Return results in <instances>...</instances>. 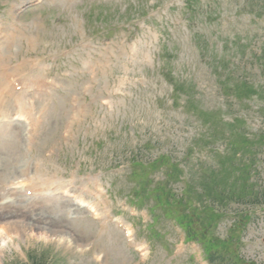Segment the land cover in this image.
Instances as JSON below:
<instances>
[{"label":"rangeland","instance_id":"1","mask_svg":"<svg viewBox=\"0 0 264 264\" xmlns=\"http://www.w3.org/2000/svg\"><path fill=\"white\" fill-rule=\"evenodd\" d=\"M52 1L25 12L17 19L19 31L16 27L11 30L14 36L21 32L26 37L35 38L37 48L32 57L35 60L41 59L47 64L48 56L61 54L53 65L51 76H46L59 87L52 95L53 101L48 100V114L51 116L47 125L40 122L38 109L42 101L39 99L32 101L33 109L22 110L27 114L29 125L37 122L39 126L32 138L34 152L40 154L48 146L55 145L50 159L56 166L66 168V173L62 174L64 178L68 179L72 172L76 179L88 173L89 176H98L97 181L103 188H108L112 196L116 190L120 192L119 196H125L129 189L122 180L127 174L124 158L135 151L147 157L141 150L143 145L155 142V151L151 144L150 154L155 157L158 155L156 152H168L171 158L178 159L188 191L202 201V189H206L208 182L200 173L202 168L195 163L197 153L192 147L191 138L197 136L201 128H209L212 124L231 132L233 137L238 135L237 128L232 126V120L236 118L228 114L222 105L223 100L217 95L218 86L226 83L219 70H225L228 74L229 70L224 65L229 58L242 64L248 63V59L253 60L264 41V20L248 12L242 13L235 0H207L204 4L205 8L209 4L206 16L198 12V3L193 5L194 14L186 12L185 0ZM12 2L0 0V14L4 19L7 4ZM247 3L260 6V12H264V0H248ZM167 5L171 8H167ZM149 11L154 16L152 21H148L153 35L150 43L153 51L150 69L142 68L138 64L139 59L134 66L125 67L126 62L114 64L110 73L105 72V76L110 75L108 85L112 93L100 99L99 89L102 87L98 85L92 91L93 104L87 105L89 97L77 99L79 104L81 102L85 106L86 112L70 113L69 98L87 83V75L70 78L61 75H71L74 70L78 71L87 60L90 61V67H93L98 60L104 59V40L115 41L123 35L128 42H140L136 39L142 37V34L133 28L143 21L140 16ZM8 19L7 13L6 24L10 22ZM197 22V31L190 30L189 26ZM124 26L128 29L125 30ZM226 45L232 48L228 49ZM18 47L9 48L5 52L6 57L13 51H20L21 47ZM92 47L97 55L93 58L90 56ZM116 48L122 54V49ZM20 53H24V49ZM208 58L212 62L205 61ZM218 62L222 64L217 66L215 63ZM262 73L258 74L260 82H257L256 74L251 77V73H248L249 78L256 80V87H264ZM164 74L170 76L172 86L180 92L181 97L176 102H171L167 95L169 85L164 81ZM140 77L146 82L144 89L135 86V79ZM130 83L134 86V92L128 89ZM129 93L134 103L132 99L126 101L125 96H122ZM252 95H255L253 102L246 101L245 107H262L264 102H261L262 96H258L259 91L254 89ZM21 103L23 107H28L31 101L22 99ZM2 109L9 110L8 102L2 104ZM88 110L92 112V118L86 116ZM102 110L111 111L113 116ZM245 113L242 112L243 117ZM241 120L249 134L264 131V125H260L256 117ZM63 133L67 136L65 141ZM26 135L31 137L30 127L13 128L9 139L15 140L17 149L4 154L0 148L1 202L4 201L2 192H9L4 189L6 182L8 185L9 179L18 178L17 173H12L13 167L9 163L13 161L11 155L19 152L20 145H24ZM50 159L43 166H47ZM115 165L121 166L116 176L110 171ZM102 173L105 180L101 181L99 175ZM41 174L48 176L53 188L56 178L52 181L51 171L44 170ZM87 189L93 195L96 188L92 183ZM29 206L36 213L21 215L19 208L14 205L8 206V211L5 209L7 207H2L0 242L7 244L3 245L4 249L0 252V264H137L135 257L125 250L120 234L110 229L100 236L98 225L91 222L84 212H80V219L73 222L61 216L65 204L54 209L55 212L59 210L57 217L38 203H30L23 208ZM47 211L52 219L56 218L54 221L41 218L47 216L44 213ZM254 215L252 224L235 236L233 233L229 236L227 228L230 223L224 220L214 223L208 231L211 244L224 264H264V211H257ZM7 219L15 220L14 223L19 227H27V232L16 228L10 236H6V228L1 223L7 222L9 226L13 223ZM157 231L160 236H148L151 243L148 264H193L188 252L175 258L171 256L169 240L175 241V238L167 221H162ZM106 237L109 243L104 241ZM58 240L62 243L58 244Z\"/></svg>","mask_w":264,"mask_h":264},{"label":"trees","instance_id":"2","mask_svg":"<svg viewBox=\"0 0 264 264\" xmlns=\"http://www.w3.org/2000/svg\"><path fill=\"white\" fill-rule=\"evenodd\" d=\"M259 62L264 69V48ZM252 89L259 91L258 96H262L261 102H263L264 87L257 88L254 84L241 83L235 85L234 92L240 102H253L251 99L255 95H252ZM234 124L239 134L236 137H233L231 132L228 134L229 152L226 156L223 154L220 156V173L223 174V177L218 184L214 183L211 188L206 186V189H202L203 196L210 203V211L214 212L211 216L207 214L211 219L212 217L220 218L219 212L231 210V206L235 207L233 210L235 213L238 212L244 219H247V211L264 204V181L259 178L264 171V159H261L264 158V131L249 134L248 138L244 139L245 132L242 131V121L235 119ZM208 129L214 131L215 125L212 124ZM212 136H215V139L224 138L221 132H217V135L212 134ZM173 173L174 179L177 180L178 171L173 170ZM208 181H211V176ZM212 189L217 190L215 195L211 194Z\"/></svg>","mask_w":264,"mask_h":264},{"label":"bare ground","instance_id":"3","mask_svg":"<svg viewBox=\"0 0 264 264\" xmlns=\"http://www.w3.org/2000/svg\"><path fill=\"white\" fill-rule=\"evenodd\" d=\"M16 14H17V9H16V7H13L8 12V17H9V21H10L9 24H5L4 25L2 22H0V139L3 137L0 140V148H1L2 153H4V154L5 153L14 152V150L17 149V144H16L15 140L9 139V137H10V130L13 129V128H16V127H21V128H24L25 126L26 127H30L29 122H28V119H27L28 117H27V114H25V112H24L25 110L24 109H26V108L33 109L34 104H33L32 101L36 102V99H39L40 98V97H37L36 95H30L31 94V90H32L31 79L36 78L37 77V76L35 77L36 74H34L32 76H27L26 77L25 76V73H24L25 70H26V67L22 68L23 65H25L27 62H28L27 68H30L31 62H29L27 60L26 61H23L19 65V68L20 69H18V67L17 68L14 67L13 65L12 66H9V64L11 63V61L14 62L16 60L15 58H17L21 54L20 51L23 50V49L19 48L20 47V41L22 39H25L27 41V44L31 42L30 40H28L27 38H25V36L21 32L18 33V36H14V34H12L11 30H14L15 29V24H16V21H17V18H18L16 16ZM11 47H16V48L18 47L20 51H13L10 54L9 57H6L5 52L8 51V49L11 48ZM24 54H25V50H24ZM135 63H136V58L131 59L129 61L127 60L126 63H125V67H127V66H134ZM32 70H33V68L30 70V72ZM30 72H29V74H30ZM22 73H24V81L22 82V84H26L27 87H25V85H24L23 87H25L26 90L23 91V92H21V93H16L15 91H13V89L8 84L9 80H7V79H9V77H13V78H15L17 80L18 79V75H21ZM12 99H16L20 103V107H21V113L20 114H19V110H20L19 107L15 108L14 111L11 109V100ZM22 99L30 100L31 101L30 106L28 105V107H23V105L21 103L22 102ZM6 102H8V104H9V110L2 109V104L3 103H6ZM39 106L40 107L38 109V114L40 116V122H41L42 125H47L48 119L51 116V114L50 115L48 114V110H49L48 109V106H49L48 101H46V100L43 101ZM76 109H78V107H76ZM22 110H24V111H22ZM6 114H8V115H6ZM86 114H87L86 115L87 117H91L92 118V112L90 110H88ZM17 117L24 118L25 119L24 124H16ZM12 122H14V123H12ZM79 123H77V124H79ZM87 133H88V131H87ZM28 138L29 137L26 135L25 136V142H24V144L26 143V140ZM60 148H59V150H60ZM19 152L16 153L17 158L19 157V155H18ZM14 156H15V153L11 155L12 160H14ZM51 162L52 161L50 159L49 160V163H51ZM49 163H47V164H49ZM34 176H35V174L33 175V177ZM37 176H38V178H35V180L38 182L36 184V188L39 190V193H40L38 195L39 197H43L44 196L43 195L44 193H45V195H48V194H52V193H55L56 192V190H57L56 185H54L53 188L51 187L52 185L50 184V179L48 178L47 175H43V174H41V172H39L37 174ZM44 178H46L48 180L46 183L44 182ZM1 195L4 197V200L6 199L5 197H8L9 198V197H12L13 196L10 191L8 193L2 192ZM13 198L18 199V201H19L17 208H19L18 209L19 210L18 212L21 213V215H22V213H26L28 215L32 214V212L33 213H36V211H34L35 210L34 208H31L30 206L27 207V208H23V206H26V205H28L30 203H38L39 205H41V206L45 207L47 210H49L51 213H54L55 216L57 217L58 214H59V210L57 212H55L54 209H59L60 205L63 204L62 203L63 201H61V200H56L54 202H49V203H45V204L43 202H36V201L35 202H29V203H26V204H22V203H20L21 201H20L19 196H15L14 195ZM12 200H14V199H12ZM2 207H7V208H5L6 211L10 210V208L8 206L3 205L2 202L0 201V211H2ZM44 213L47 216H41V218H46V219H49L50 221L51 220L54 221V219H56L55 217H53V219H52L50 217V215H48L49 214L48 211L47 212H44ZM13 219H16V218H13ZM35 219H36V217H35ZM9 220L12 221L13 223H12V225L6 227V230H5L6 236H10V233L13 230H16V228L20 229L22 232H27V230H28L27 227H22V226L19 227L18 224H15L14 223L15 220L14 221L12 219H9ZM9 220L7 219L6 221H9ZM14 234H16V233H14ZM20 236L21 235H19V237ZM49 238H51V236ZM65 242H67V241H65ZM60 243H62V242L60 240H58V244H60ZM3 245L4 244L2 242H0V252L4 249ZM68 250H69V248H68Z\"/></svg>","mask_w":264,"mask_h":264}]
</instances>
